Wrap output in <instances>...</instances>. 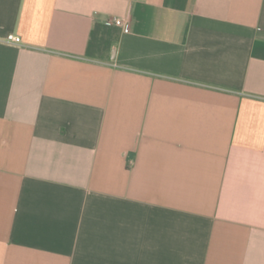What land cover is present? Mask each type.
<instances>
[{
    "label": "crops",
    "instance_id": "crops-1",
    "mask_svg": "<svg viewBox=\"0 0 264 264\" xmlns=\"http://www.w3.org/2000/svg\"><path fill=\"white\" fill-rule=\"evenodd\" d=\"M0 264H264V0H0Z\"/></svg>",
    "mask_w": 264,
    "mask_h": 264
},
{
    "label": "built area",
    "instance_id": "built-area-1",
    "mask_svg": "<svg viewBox=\"0 0 264 264\" xmlns=\"http://www.w3.org/2000/svg\"><path fill=\"white\" fill-rule=\"evenodd\" d=\"M113 23L116 25V26H119L121 27L125 32L129 31V24L122 21V20H119V19H115L113 20ZM6 41L7 42H14V43H20L21 42V38L18 37V36H15V35H12V34H9L7 35L6 37Z\"/></svg>",
    "mask_w": 264,
    "mask_h": 264
}]
</instances>
